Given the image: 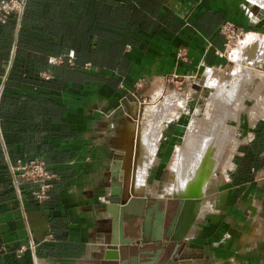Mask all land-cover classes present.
Segmentation results:
<instances>
[{
  "label": "crops",
  "instance_id": "0c3cea01",
  "mask_svg": "<svg viewBox=\"0 0 264 264\" xmlns=\"http://www.w3.org/2000/svg\"><path fill=\"white\" fill-rule=\"evenodd\" d=\"M225 21L264 39V0H26L20 18L0 24V264H115L105 243L111 174L127 172L124 190L138 199L177 192L175 159L194 124L183 105L158 117V100L179 75L222 65ZM32 158L53 175L41 204L11 170ZM217 161L180 264H264V217L255 215L264 182L242 183L234 165L208 197Z\"/></svg>",
  "mask_w": 264,
  "mask_h": 264
},
{
  "label": "rangeland",
  "instance_id": "374dc122",
  "mask_svg": "<svg viewBox=\"0 0 264 264\" xmlns=\"http://www.w3.org/2000/svg\"><path fill=\"white\" fill-rule=\"evenodd\" d=\"M233 24L235 25V33L233 34V38H230L227 40L225 39L224 35H222L219 32L223 38V49L218 54L220 58L223 60L222 65H219L218 68H214V69L211 67L202 68L196 71L194 74L179 75L177 79L172 81V87L174 90H167L166 93L158 100V102L161 101L164 104V109L162 110V113H160L161 116H158L160 118L162 117L164 118L166 117V115L170 113H171L170 115H172L174 113L173 107L171 106L177 105L178 108H181L183 105V108L185 111L183 110V108L181 109L187 113V117L190 119V122L191 120H193L192 123L194 124V126L195 124L197 126V127H194V126L192 127V130L194 128V130L192 131L193 137H191L193 139L191 141L193 144V148L196 142L197 144L199 143V145L202 144V141H203L202 139H204V135L205 133H207L205 129L206 127H204L201 124L205 125L207 122L211 124L212 122L210 121L212 119H213L212 120L213 122L217 121V119L221 120L220 118L223 115L222 112L224 111L221 112L218 109L221 110V108L225 107L226 113L224 115L232 111L233 108L232 107H231L232 109L230 108V106H232L231 102L229 103L230 105H228V107L230 108L229 109L226 107V105L223 106V104L221 107L220 105L221 103L217 101L216 99L218 96H220L218 95L219 92L220 91L223 92L225 87L226 88L232 87L233 90L237 89L239 91L244 90V89L250 90L248 92L249 95H252L253 91L256 90V87H257L256 93L261 92V91L264 92L263 91L264 90V67L262 66L264 65V51H263L264 50V39H260L258 41L252 40L254 43H257V44L260 43L259 50L257 51L258 53H256V55L258 54L261 56L257 55L253 59H250L248 56L249 58L248 60L244 59L245 61H243L242 59H240L242 60L240 61L238 58H235L233 54L238 53L239 55L241 51L245 53V51L248 49L247 47L252 43V41H246V38H247L246 36H249V37L250 36L258 37V36L247 33V31H245L243 28H241L237 24L235 23ZM259 37H264V36L261 35ZM234 48H239V49L237 52H235L233 50ZM260 52L263 54H260ZM238 82L240 86L242 85L241 87L239 85L238 86L236 85L238 84ZM261 86L263 87V89H260L262 88ZM251 89L253 91H251ZM262 92L261 94L263 95V97H261L259 93L258 95L260 97L256 93L253 94V95H257L258 98L257 96L256 98H254L255 96L253 95L251 97H246L245 106H244L245 108L243 107L244 110L240 113L238 122L233 124L234 125V130H233L234 141L231 145L228 146L225 153L224 154L222 153L221 160L219 161V164L217 166L218 168L216 167L217 170L214 173V176L212 177L210 184L208 186V190H207L208 197L212 195L213 191L218 186L219 182L223 180L222 178L228 177L227 175H224V170L227 171L231 168L233 169L234 165L236 168H239V167L241 168L240 180L242 183L248 182L250 180L252 181L255 178L260 183L264 182V94ZM242 94L243 95L245 94V96L248 95L246 91ZM206 103L210 105H207V107L204 106ZM212 106L214 108H212ZM204 108H209V110L207 109L208 110L207 111L205 109V111H203ZM210 108L212 109V111L214 110L219 111L220 112L219 114H221V116L219 115L218 117V113L215 111L214 112L216 114L214 112L213 114L212 111L210 112V114H208V112L211 110ZM227 109H228V112H227ZM208 119L210 121H208ZM201 127L204 130H202ZM204 131L205 133L203 134ZM194 134H198V135L194 136ZM201 134H203V136H201ZM184 146L185 144L183 143V147ZM191 148L192 147H190L189 149L188 145L186 146V150L189 149L190 154L192 153L196 154L195 150ZM189 153L186 155V158L188 157L191 158V156H189L190 155ZM233 154H234V157H233ZM231 155H232L231 157L232 159L230 158ZM186 158L184 156H181V153L180 154L178 153V156L175 159L176 165L178 167H180V165L182 167L183 165L184 167L186 165V163L184 162L189 161V159L187 160ZM188 165H189V162H188ZM237 177H239V174L237 175ZM228 178L232 179V176L230 175ZM257 198L262 200V206H264V197L257 196ZM257 214L259 216L264 217V213L262 214L261 211H260V214H259V211H256L255 215ZM263 236H264V230H263Z\"/></svg>",
  "mask_w": 264,
  "mask_h": 264
},
{
  "label": "bare ground",
  "instance_id": "6f19581e",
  "mask_svg": "<svg viewBox=\"0 0 264 264\" xmlns=\"http://www.w3.org/2000/svg\"><path fill=\"white\" fill-rule=\"evenodd\" d=\"M252 1H254L255 2V0H252ZM257 1V0H256ZM258 1H260V0H258ZM263 2V1H262ZM247 37V38H246ZM245 38H246V41H252L253 39L252 38H250L249 36H246ZM244 40V39H243ZM255 41V40H254ZM258 41V40H257ZM260 44V43H259ZM259 44H257V43H254L253 41H252V43L247 47L248 49L245 51V53H243L242 51H241V53H239V55H238V53L236 54H233V56L235 57V58H238L239 60L240 59H242L243 61H245L244 59H246V60H248L249 58L250 59H253V58H255L257 55H256V53H258L257 51L259 50ZM238 45V44H237ZM236 45V46H237ZM238 47V46H237ZM238 49L239 48H234L233 50L235 51V52H237L238 51ZM241 50V49H240ZM239 50V51H240ZM264 51V50H263ZM232 53V52H231ZM260 54H263V53H261L260 52ZM244 56H246V57H244ZM248 56H249V58H248ZM258 56H261V55H258ZM259 59V58H258ZM236 60V59H235ZM242 60H240V61H242ZM255 60V59H254ZM237 61V60H236ZM235 61V62H236ZM247 62V61H246ZM245 64V63H244ZM251 64H252V62H251ZM249 71V70H248ZM245 73V72H244ZM248 73V72H247ZM249 79V78H248ZM253 80V79H252ZM207 81V80H206ZM208 82V81H207ZM259 82V81H258ZM237 83V82H236ZM235 83V84H236ZM210 84V83H209ZM249 84H251V83H249ZM225 85H226V83H225ZM237 86L239 85V82H238V84H236ZM208 86V85H207ZM240 86V85H239ZM242 86V85H241ZM240 86V87H241ZM250 86V85H249ZM262 87V86H261ZM235 88V87H234ZM245 88V87H244ZM239 89V88H238ZM254 89V88H253ZM260 89H263V87L262 88H260ZM259 89V90H260ZM245 90V89H244ZM244 90H233L232 89V87L231 88H226L225 87V89H224V91L223 92H219V94L218 95H220V96H218L216 99H217V101H219L221 104V107H222V104H223V106H225L226 105V107L227 108H229L228 107V105H230L229 103L231 102L232 103V106H230V108L232 109V111H230V112H228V109H227V114L226 115H224L225 113H226V111L224 112V116L222 115L221 116V114H219L220 112L219 111H224V109H225V107H223V108H221L222 110H220V109H218L219 111H215V112H217L218 113V117H219V115L221 116V120H219V119H217V121H214V122H212L211 124L209 123V128L208 127H206L205 129H206V132L207 133H205V131L203 132V134L205 133V135H204V139H202L201 141H202V144L201 145H199V143L197 144V142H196V144H195V146H194V148H193V144H192V138L191 137H193L192 136V131L194 130V128H193V130H192V127H190L189 126V130H188V132H187V134H186V146L188 145V147H189V149H190V147H192L194 150H195V152H196V154H194V153H192V154H194V155H192V154H190L189 153V149H187V151H186V155L189 153L190 155L189 156H191V158H189L188 156V158H186V156H184L187 160L189 159V165H188V162H184V163H186V165L183 167V165H182V169L180 170V168L178 167V166H176L175 167V170H177V175L175 174V179L177 178V181L178 180H181L180 181V183H178V185L180 184V186H178V189H176V193H187L188 195L189 194H193V195H195L196 193H198V194H202L203 192H204V190H205V188H206V184H207V182H208V179H209V177H210V174H211V172H212V170H213V168H214V166H215V163H216V161L218 160L219 161V159H217V155H218V153H219V151H223V150H221V149H223L222 147H224L225 145H226V143H227V140H230L231 139V134H233V131H232V128H230V123H229V121H233V120H236V118H238L239 117V112H241L242 110V108L245 106V99H246V97H251L256 91H257V87H256V90H252L251 89V91H253V93H252V95H249L248 94V92L250 91V90H245L246 92H247V94L248 95H246L245 96V94L243 95L242 93H244L245 91ZM261 91V90H260ZM264 91V90H263ZM259 93V92H258ZM258 93H256L257 95H258ZM261 94V93H260ZM243 95V96H242ZM257 95H253V96H255L254 98H256V96ZM259 96V95H258ZM258 96H257V98H258ZM216 97V96H215ZM260 97V96H259ZM261 97H263V95L261 94ZM209 99H211V98H209ZM213 100V99H212ZM216 101V100H215ZM218 102V103H219ZM216 103V102H215ZM166 104V103H165ZM213 104V103H212ZM207 105H210V104H208V103H206L204 106H206L207 107ZM167 106V105H166ZM214 106V105H213ZM212 106V108H214ZM218 106H219V104H218ZM170 107V106H169ZM210 107V106H209ZM229 108V109H230ZM245 108V107H244ZM205 109H207V108H205ZM205 109L203 110V111H205ZM211 109V108H210ZM169 110V109H168ZM165 111V110H164ZM208 111V110H207ZM212 111V109L208 112V114H210V112ZM214 111H212V113L214 112ZM214 112V113H215ZM161 113H162V111H161ZM213 113V114H214ZM167 114H168V112H167ZM171 114V113H170ZM206 114V113H205ZM216 114V113H215ZM164 115V114H163ZM169 115V114H168ZM207 115V114H206ZM159 116H161V114L159 115ZM209 116H211V115H209ZM207 117V116H206ZM205 117V118H206ZM163 118V117H162ZM208 118V117H207ZM215 118H216V116H215ZM214 118V119H215ZM239 119V118H238ZM237 119V120H238ZM213 120V119H212ZM211 120V121H212ZM219 120V121H218ZM210 121V120H209ZM210 121V122H211ZM206 122H207V120H206ZM238 122V121H237ZM195 123V122H194ZM208 123H206V124H208ZM191 126H194V125H192L191 124ZM194 127H197L196 126V124H195V126ZM199 128V127H198ZM202 128V127H201ZM208 128V129H207ZM196 129V128H195ZM198 130H200V129H198ZM202 130H204L203 128H202ZM234 130V129H233ZM199 133V132H198ZM203 134H201V136H203ZM195 135H198V134H194V136ZM210 135V136H209ZM206 136V137H205ZM230 137V138H229ZM197 138H199V137H197ZM196 138V139H197ZM195 139V138H194ZM199 140V139H198ZM195 142V141H194ZM233 142V141H232ZM133 145H135V144H133ZM228 147V146H227ZM191 148V149H192ZM224 148H226V147H224ZM227 149V148H226ZM193 151V150H192ZM224 153V152H223ZM183 155H184V153H183ZM182 156V155H181ZM216 156V159L214 158ZM213 157V158H212ZM220 157H221V155H220ZM220 157H218V158H220ZM217 161V162H218ZM181 163V162H180ZM183 164V163H182ZM188 166V167H187ZM180 167H181V165H180ZM216 168V167H215ZM179 170V171H178ZM181 171V172H180ZM180 173V174H179ZM185 176V177H184ZM188 176V177H187ZM188 179V180H187ZM185 180H187V181H185ZM186 183H185V182ZM179 182V181H178ZM175 183H177L176 181H175ZM175 187V186H174ZM175 188H177V187H175Z\"/></svg>",
  "mask_w": 264,
  "mask_h": 264
},
{
  "label": "flooded vegetation",
  "instance_id": "af4514ba",
  "mask_svg": "<svg viewBox=\"0 0 264 264\" xmlns=\"http://www.w3.org/2000/svg\"><path fill=\"white\" fill-rule=\"evenodd\" d=\"M178 58H179V60H186L187 59V53H186V59L179 57V55H178ZM141 84H142V82H141ZM141 84H140V86H142ZM132 95H134V94H132ZM113 179H115L116 181H120V178H118V179L113 178ZM111 182H112V180H111ZM110 188H111V186H110ZM122 188H123L122 189L123 194L126 195L127 193H130L131 189H129L128 191L124 190V182L122 183ZM108 195H109V193H108ZM135 199H136L135 202H138V205H140V206H134L133 204H132V206H130L129 210H131L132 211L131 213H133L134 215L129 216L133 220L128 222V223H133L132 225L134 227L130 228L127 226L128 224L125 226L124 225L125 218H127L128 216L123 217L124 222H123V237L122 238L129 239L130 241L128 243L117 245L118 250H119V261L121 262V261L125 260L127 262H130L131 258L135 257V262L137 264H140V263L146 262V261H153L154 258H156V260H154V264H158L159 262L161 264H166L169 261L171 262V264L182 263L183 260L181 258H179V256H178V250L180 247V242L182 240H184L187 237V235L191 232L195 223L193 224L191 229H189L188 232L184 235L182 240L172 241V240L165 238V233L168 231L169 227L172 224V221L175 219L179 199L177 197H174V196L173 197H165V198H154V199L152 198L151 200H148L147 197L146 198L145 197H141V198L139 197V199L137 197ZM105 200H106V202H105L106 204H105L104 209L107 212L106 206L108 204V200L106 198H105ZM182 208H183V204H182ZM147 213L150 214L149 236H151L154 229L159 226V223L161 224L162 240L160 242H151L149 240V237L146 238L144 236L143 227H144V222H145V218H146ZM200 213H201V206H200ZM135 217L136 218L139 217L141 219V225L137 229H136V225H135ZM110 220L112 222V218ZM110 229H111V226H110ZM126 229L133 232L132 235L124 236V231ZM174 229H176V228H174ZM136 230H137L138 234L134 233V232H136ZM109 233H110V237L105 243L114 247L115 245H113L111 242L112 239L114 238V236L112 235V232L110 230H109ZM118 238H120L119 235H118ZM139 254L141 256H147L149 258L143 259V260L141 259L140 261H138ZM123 255H127L126 258H122Z\"/></svg>",
  "mask_w": 264,
  "mask_h": 264
},
{
  "label": "water",
  "instance_id": "95a60500",
  "mask_svg": "<svg viewBox=\"0 0 264 264\" xmlns=\"http://www.w3.org/2000/svg\"><path fill=\"white\" fill-rule=\"evenodd\" d=\"M258 7H262L259 6ZM264 67V65H262ZM2 86L0 88V95H1V90ZM129 101L137 102L138 99L131 94V98L128 97ZM0 138L2 141V137L0 134ZM129 166V164L127 165ZM115 167V163L113 165ZM128 170V169H127ZM128 173L127 172H119L117 169L113 170L111 174L112 182H111V188L109 189V195L106 196V199L108 200V204L106 206L107 209V216L112 218L111 222V229L110 231L112 232V235L114 238L112 239V244L115 245L113 248V253L110 255H106V258L108 259H113L115 261V264H137L135 262V257H132L130 262H127L125 260L119 261V250H118V244H124L128 243L130 240L129 239H124L123 237V217L124 216H133L134 214L131 213L132 211L129 210L130 206L134 204L135 198H137L135 195L134 190H130V193H127L126 195L123 194L122 191V183H125V180L128 179ZM135 176L133 175L132 179ZM113 178H120V181H116ZM167 196H174L177 197L178 200V208L176 210V215L175 219L172 221L171 226L169 227L168 231L165 233V238L172 240V241H180L183 239L184 235L188 232L189 229L193 226L197 218L199 217L200 214V206L202 204V197L203 194H198L196 193L195 195L193 194H187V193H172ZM183 204V208H182ZM182 208V209H181ZM162 214V213H161ZM150 214L147 213L145 222H144V236L146 238L149 237V240L151 242H160L162 240V228L161 224L159 223V226L154 229L153 233L151 236H149V231H150ZM133 223H128V227L133 228L134 226L132 225ZM176 228V229H174ZM118 235L120 238H118ZM153 261H146L142 262L140 264H154ZM166 264H171L169 261Z\"/></svg>",
  "mask_w": 264,
  "mask_h": 264
},
{
  "label": "built area",
  "instance_id": "2783aa9c",
  "mask_svg": "<svg viewBox=\"0 0 264 264\" xmlns=\"http://www.w3.org/2000/svg\"><path fill=\"white\" fill-rule=\"evenodd\" d=\"M26 0H0V24L7 22L9 16L13 13L20 18L25 6ZM219 32L225 39L233 38L235 25L225 21L220 25ZM179 57L186 59L184 49L179 50ZM138 85V84H137ZM139 86V85H138ZM11 170L15 181L18 179L28 181L32 184L31 197L37 203H43L49 198L51 188L50 180L53 175L48 170L44 160L32 158L29 160L19 159Z\"/></svg>",
  "mask_w": 264,
  "mask_h": 264
}]
</instances>
